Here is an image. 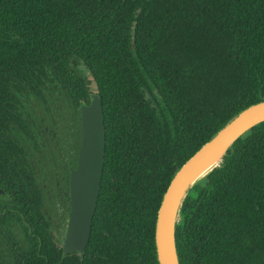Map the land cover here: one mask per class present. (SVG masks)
I'll use <instances>...</instances> for the list:
<instances>
[{
  "label": "trees",
  "instance_id": "1",
  "mask_svg": "<svg viewBox=\"0 0 264 264\" xmlns=\"http://www.w3.org/2000/svg\"><path fill=\"white\" fill-rule=\"evenodd\" d=\"M92 93L100 192L85 250L64 253L19 137L36 104L78 110ZM263 99L264 0H0V264H159L173 175ZM175 241L180 264H264V121L188 190Z\"/></svg>",
  "mask_w": 264,
  "mask_h": 264
},
{
  "label": "water",
  "instance_id": "2",
  "mask_svg": "<svg viewBox=\"0 0 264 264\" xmlns=\"http://www.w3.org/2000/svg\"><path fill=\"white\" fill-rule=\"evenodd\" d=\"M80 105V145L75 168L70 171V208L62 250L83 252L89 241L103 174L105 125L100 97L92 94ZM264 121V99L232 117L197 149L175 172L165 190L156 217L155 245L159 264H180L175 228L192 185L219 164L231 144L254 125ZM0 193L3 189L0 188Z\"/></svg>",
  "mask_w": 264,
  "mask_h": 264
},
{
  "label": "flooded vegetation",
  "instance_id": "3",
  "mask_svg": "<svg viewBox=\"0 0 264 264\" xmlns=\"http://www.w3.org/2000/svg\"><path fill=\"white\" fill-rule=\"evenodd\" d=\"M36 106L28 109L29 132L19 137V145H23L28 172L36 173L44 215L53 232L62 235L63 244L70 208V171L76 166L80 145V106L78 110L63 102L51 109L44 104ZM29 185L25 184L28 193ZM0 195H5V191Z\"/></svg>",
  "mask_w": 264,
  "mask_h": 264
}]
</instances>
